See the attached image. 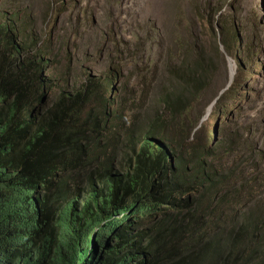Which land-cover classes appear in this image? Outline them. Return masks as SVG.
<instances>
[{"label": "trees", "instance_id": "1", "mask_svg": "<svg viewBox=\"0 0 264 264\" xmlns=\"http://www.w3.org/2000/svg\"><path fill=\"white\" fill-rule=\"evenodd\" d=\"M195 1V14L175 19L173 51L161 66L151 55L130 57L162 71L153 108L130 119L106 97L128 58L112 42L97 43L108 62L100 77L85 69L72 87L62 77L59 63L75 59L77 41L58 42L52 25L59 16L86 24L88 8L79 0H0V264H264V207L238 213L264 190L260 129L238 128L224 153L239 158L224 166L215 156L223 141L208 147L214 131L200 126L203 144L187 141L181 124L210 80L205 50L183 35L189 18L206 13L215 42L235 60L236 46L248 56L235 20L221 21L227 0ZM151 218V229L137 230Z\"/></svg>", "mask_w": 264, "mask_h": 264}, {"label": "rangeland", "instance_id": "2", "mask_svg": "<svg viewBox=\"0 0 264 264\" xmlns=\"http://www.w3.org/2000/svg\"><path fill=\"white\" fill-rule=\"evenodd\" d=\"M79 1L81 6L88 8V14L92 15L88 17L86 24L82 20L73 23L69 17L59 16L52 25L55 27V33L57 32L58 42L67 36L77 41L73 52L75 59L72 61L71 57L69 66L64 61L59 63L60 70L63 71L62 77L68 78L69 87L75 85L74 82L79 80L85 69L100 77L99 74L108 67L105 57H98L101 52L97 43L102 37L105 42L115 44L112 48L114 53L120 49L128 57L120 62L124 77L114 85L115 94L111 95L109 86L104 84L107 86L106 97L118 104V107L126 108L128 118L151 110L155 104L157 87L162 81V71L155 68L154 64L147 68L144 59L137 61L130 57L132 54L151 55L156 61L161 58L159 63L161 66L165 53L173 51L172 40L177 29L175 19L183 17L181 11L182 14L189 15L191 12L195 14L191 5L192 0ZM193 1L196 5V1ZM205 1L223 3L225 0ZM227 2L231 10H227V6L222 7L221 11H224L226 16L221 21L235 20L236 37L241 39L248 56L244 57L242 48L236 46L234 55L241 63V66L237 67V60L229 55L218 41L215 42L209 29L205 27L206 13L195 15V18H192L194 20L189 18L191 25H186L183 35L189 47L195 45V48L201 47L205 50L210 80L201 96L191 105L188 114L181 120V124L189 133L187 141L193 140L203 144L200 126L201 130L216 132V138L208 142V147L211 148L214 141L222 140V148L215 153V156L221 165L231 166L239 157L228 156L224 152L228 143L234 140V133L239 127L244 128V131L248 125L254 129L258 128L264 138V0H227ZM183 4L189 5L187 11L182 9ZM37 13L40 15V27L45 29L47 24L45 14ZM218 26L219 21L216 24V32ZM74 27L79 31L75 36L71 31ZM54 49L55 52H59L58 43ZM108 52H111V49H106L105 55ZM86 55L90 59H87ZM229 60L234 65V76L228 89L216 100V102L219 100L217 103L219 106H223V111H220L215 109L216 102L211 108L210 105L219 91L229 82ZM208 111L209 113L206 114ZM197 121V125L192 127ZM170 130L175 137L180 138L176 125ZM196 198L193 196L190 199L192 203ZM257 205L264 207V190L252 200H246L239 207L238 213L247 214ZM186 209L193 210L194 205ZM230 214H233V211H230ZM227 223L230 224L229 218ZM151 226L152 218L146 219L137 225V230H148Z\"/></svg>", "mask_w": 264, "mask_h": 264}, {"label": "water", "instance_id": "3", "mask_svg": "<svg viewBox=\"0 0 264 264\" xmlns=\"http://www.w3.org/2000/svg\"><path fill=\"white\" fill-rule=\"evenodd\" d=\"M230 83H231V82H228V83L226 84V86H225L224 88H222V89L219 91L218 95L215 97V99L213 100L212 104L210 105V108H211L212 105L216 102V100L220 97V95H221L225 90L228 89ZM209 111H210V110H209ZM209 111H208L206 114H208ZM214 136H216V132H214Z\"/></svg>", "mask_w": 264, "mask_h": 264}, {"label": "bare ground", "instance_id": "4", "mask_svg": "<svg viewBox=\"0 0 264 264\" xmlns=\"http://www.w3.org/2000/svg\"><path fill=\"white\" fill-rule=\"evenodd\" d=\"M233 76H234V65L233 62L229 60V82H232Z\"/></svg>", "mask_w": 264, "mask_h": 264}, {"label": "clouds", "instance_id": "5", "mask_svg": "<svg viewBox=\"0 0 264 264\" xmlns=\"http://www.w3.org/2000/svg\"><path fill=\"white\" fill-rule=\"evenodd\" d=\"M220 96H221V95H220ZM214 137L216 138V136H214ZM17 252H26V253H30L29 250H24V251H23V250H21V249H20L19 251H17Z\"/></svg>", "mask_w": 264, "mask_h": 264}]
</instances>
